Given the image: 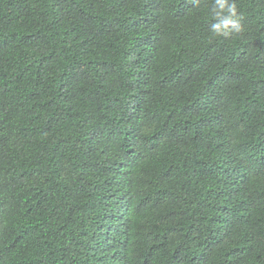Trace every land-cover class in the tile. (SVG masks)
<instances>
[{
  "label": "trees",
  "instance_id": "1",
  "mask_svg": "<svg viewBox=\"0 0 264 264\" xmlns=\"http://www.w3.org/2000/svg\"><path fill=\"white\" fill-rule=\"evenodd\" d=\"M213 2L0 0V264H264V0Z\"/></svg>",
  "mask_w": 264,
  "mask_h": 264
},
{
  "label": "clouds",
  "instance_id": "2",
  "mask_svg": "<svg viewBox=\"0 0 264 264\" xmlns=\"http://www.w3.org/2000/svg\"><path fill=\"white\" fill-rule=\"evenodd\" d=\"M210 14V33L214 37H227L242 30L240 15L234 0H214Z\"/></svg>",
  "mask_w": 264,
  "mask_h": 264
}]
</instances>
